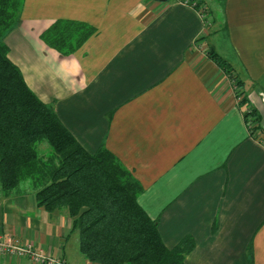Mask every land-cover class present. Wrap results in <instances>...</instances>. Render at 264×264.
Wrapping results in <instances>:
<instances>
[{
    "label": "crops",
    "instance_id": "1",
    "mask_svg": "<svg viewBox=\"0 0 264 264\" xmlns=\"http://www.w3.org/2000/svg\"><path fill=\"white\" fill-rule=\"evenodd\" d=\"M193 1L21 0L9 57L86 150L107 149L140 183L138 202L167 247L193 238L186 264H264V137L245 116L254 109L264 135V0H218L217 50L204 46L209 7ZM57 20L93 34L62 55L41 38ZM72 225L67 209L38 205L29 180L0 187V236L97 264ZM0 264L36 263L3 253Z\"/></svg>",
    "mask_w": 264,
    "mask_h": 264
},
{
    "label": "trees",
    "instance_id": "2",
    "mask_svg": "<svg viewBox=\"0 0 264 264\" xmlns=\"http://www.w3.org/2000/svg\"><path fill=\"white\" fill-rule=\"evenodd\" d=\"M21 0H0V187L10 194L29 180L39 206L53 212L67 209L78 231L79 251L97 264H186L194 247L186 237L176 246L165 245L152 219L138 202L140 183L107 149L86 150L25 81L9 57L6 34L21 21ZM93 28L83 22L57 20L41 38L62 55L74 53ZM208 56L229 76L233 68L214 50ZM237 82L236 97L242 103ZM240 88V89H239ZM246 118L253 132L260 130L258 114ZM256 117V118H254ZM46 141L54 156H39L37 145Z\"/></svg>",
    "mask_w": 264,
    "mask_h": 264
},
{
    "label": "built area",
    "instance_id": "3",
    "mask_svg": "<svg viewBox=\"0 0 264 264\" xmlns=\"http://www.w3.org/2000/svg\"><path fill=\"white\" fill-rule=\"evenodd\" d=\"M194 5H199L198 1H193ZM202 18L205 20L206 7L200 8ZM253 126L250 130L253 132ZM9 254L11 256H29L36 264H68L60 257H53L44 253L41 249H38L31 242H21L12 237L3 238L0 236V254Z\"/></svg>",
    "mask_w": 264,
    "mask_h": 264
},
{
    "label": "rangeland",
    "instance_id": "4",
    "mask_svg": "<svg viewBox=\"0 0 264 264\" xmlns=\"http://www.w3.org/2000/svg\"><path fill=\"white\" fill-rule=\"evenodd\" d=\"M206 4L208 5V10L206 8L205 13V24L207 26V30L209 31V35L205 38L204 46L207 48L209 46H214L217 50V46H223L224 42L220 39L219 35H216V29L218 28V20H220V13L218 11L219 5L218 0H205ZM211 9L213 11H211ZM219 41V44H218ZM221 48V47H220ZM222 51L225 50L224 48L221 49ZM227 52V51H226ZM223 56V55H222ZM37 150L40 157L43 158H51L54 156V151L52 147L46 141H42L37 145Z\"/></svg>",
    "mask_w": 264,
    "mask_h": 264
},
{
    "label": "water",
    "instance_id": "5",
    "mask_svg": "<svg viewBox=\"0 0 264 264\" xmlns=\"http://www.w3.org/2000/svg\"><path fill=\"white\" fill-rule=\"evenodd\" d=\"M160 1L166 2V1H168V0H160Z\"/></svg>",
    "mask_w": 264,
    "mask_h": 264
}]
</instances>
